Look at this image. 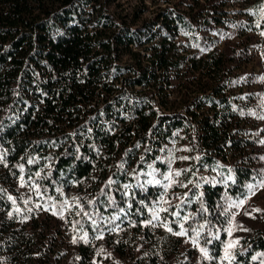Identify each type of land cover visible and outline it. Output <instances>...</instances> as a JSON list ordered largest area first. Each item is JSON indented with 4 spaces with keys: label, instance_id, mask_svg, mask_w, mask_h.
Instances as JSON below:
<instances>
[{
    "label": "trees",
    "instance_id": "1",
    "mask_svg": "<svg viewBox=\"0 0 264 264\" xmlns=\"http://www.w3.org/2000/svg\"><path fill=\"white\" fill-rule=\"evenodd\" d=\"M158 3L0 0V264H264V0Z\"/></svg>",
    "mask_w": 264,
    "mask_h": 264
},
{
    "label": "rangeland",
    "instance_id": "2",
    "mask_svg": "<svg viewBox=\"0 0 264 264\" xmlns=\"http://www.w3.org/2000/svg\"><path fill=\"white\" fill-rule=\"evenodd\" d=\"M126 6H130L132 4H136V3H140V0H122ZM144 2L150 6L151 11L152 8H154L156 6V3H163V0H144ZM158 3V4H159ZM150 14V12H146L145 15ZM254 41L256 40V38L253 39ZM222 44V43H220ZM251 52L253 55L252 60L246 65V70L247 72H251L254 71L258 74L257 76V82L263 81L264 79H261V77H264V57L262 55V52L260 50V48L257 45L252 46L251 48ZM259 84L256 83L254 85L253 88L258 89L259 88ZM259 90L261 91V95L258 98V104L263 103L262 101H264V88H259ZM264 106V104H263ZM66 196L69 198L71 197V190L70 189H66L65 191ZM264 201V188L258 189L256 191V194L251 196L250 198L246 199L245 204H247L246 206L252 204V202H256V203H262ZM244 209H246V207H244ZM242 215V213H241ZM246 221V220H245Z\"/></svg>",
    "mask_w": 264,
    "mask_h": 264
},
{
    "label": "snow or ice",
    "instance_id": "3",
    "mask_svg": "<svg viewBox=\"0 0 264 264\" xmlns=\"http://www.w3.org/2000/svg\"><path fill=\"white\" fill-rule=\"evenodd\" d=\"M261 12H264V8L261 9ZM258 26H259V24H258ZM261 35H264V32H262ZM261 79H264V77H261ZM260 118L261 119H264V117H260ZM261 143H264V141H261ZM182 159H188V158L187 157H183ZM180 174H181L180 172H176L175 173L176 176H179ZM171 176H172V173H169V175L165 177L166 180H169L170 181V183L168 185H166V187L171 186V183L174 182V181H171ZM154 183L159 184L160 181L159 180H156V181H154ZM261 188H264V177H262L261 182H259V183H253V184L248 185V189H247V192L244 194V198L240 199L238 202H233V204L231 206H234V207H242L245 204L246 199H248L251 196L255 195L256 194V191L258 189H261ZM9 199H12V198L9 197ZM13 202H15V201H13ZM65 203H67V202H65ZM177 207H179V205H177ZM163 211H167V209H163ZM253 211L259 212L260 209H254ZM85 215H87V213H85ZM173 215L179 216V212H174ZM245 215H249V213L248 212H245ZM153 219L154 220L155 219H158V216L157 215H154L153 216ZM183 219H187V217H183ZM149 223H151V221H149ZM165 227H167V225H165ZM199 227H200V229H202L204 227V225H200ZM168 231L169 232H172L173 230L171 228H168ZM193 231H195L196 236H199L200 235L199 230H193ZM173 234L174 235H177V236H183V235H187V231L184 229L183 224H180V230L177 231V232H173ZM230 234H231V231L229 230V235ZM192 243H193L194 246H197V241H196L195 238L192 239ZM231 247H233L232 244H229L227 246V248H231ZM227 248H226V252H225V258L228 257ZM200 251H201V253L205 257H207L208 253H207V251L205 249L201 248Z\"/></svg>",
    "mask_w": 264,
    "mask_h": 264
}]
</instances>
